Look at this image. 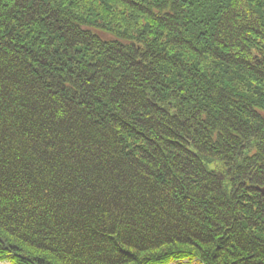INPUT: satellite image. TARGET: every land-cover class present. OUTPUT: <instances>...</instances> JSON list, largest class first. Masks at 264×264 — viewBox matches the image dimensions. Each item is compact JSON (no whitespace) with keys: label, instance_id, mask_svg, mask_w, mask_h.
I'll list each match as a JSON object with an SVG mask.
<instances>
[{"label":"trees","instance_id":"16d2710c","mask_svg":"<svg viewBox=\"0 0 264 264\" xmlns=\"http://www.w3.org/2000/svg\"><path fill=\"white\" fill-rule=\"evenodd\" d=\"M264 0H0L1 264H264Z\"/></svg>","mask_w":264,"mask_h":264},{"label":"rangeland","instance_id":"374dc122","mask_svg":"<svg viewBox=\"0 0 264 264\" xmlns=\"http://www.w3.org/2000/svg\"><path fill=\"white\" fill-rule=\"evenodd\" d=\"M1 264V263H0ZM172 264H174V263H172Z\"/></svg>","mask_w":264,"mask_h":264}]
</instances>
